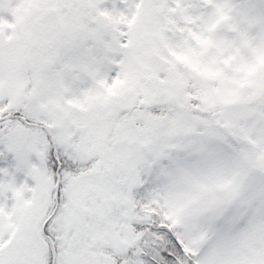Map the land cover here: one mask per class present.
<instances>
[{"label": "snow or ice", "instance_id": "1", "mask_svg": "<svg viewBox=\"0 0 264 264\" xmlns=\"http://www.w3.org/2000/svg\"><path fill=\"white\" fill-rule=\"evenodd\" d=\"M0 264H264V0H0Z\"/></svg>", "mask_w": 264, "mask_h": 264}]
</instances>
